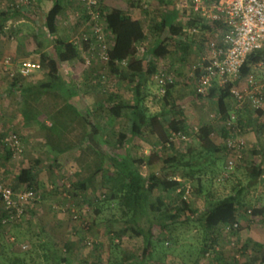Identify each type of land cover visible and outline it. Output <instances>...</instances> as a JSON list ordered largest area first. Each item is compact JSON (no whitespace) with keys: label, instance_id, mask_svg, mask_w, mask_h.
I'll list each match as a JSON object with an SVG mask.
<instances>
[{"label":"crops","instance_id":"crops-1","mask_svg":"<svg viewBox=\"0 0 264 264\" xmlns=\"http://www.w3.org/2000/svg\"><path fill=\"white\" fill-rule=\"evenodd\" d=\"M8 1L10 8L9 10H4L10 11L11 15L6 22L4 30L0 32V61L7 57L12 58L16 62L24 60L40 61L42 53L48 54L53 59H56L55 41L71 42L83 28L84 31L88 30V18L85 15L80 0H61L64 9L58 17V32L55 37L50 36L47 31L46 17L56 0H30L28 4H25L23 2L24 0ZM100 2L103 9L109 11L112 9L121 10L138 20L144 28L145 38L137 45L138 54L136 59L144 60L145 70L134 82L121 78L122 71L126 67L118 66V92H113L106 96L103 94V96L97 90L101 86L93 83L94 79L98 77L99 69L85 70L81 59L60 63L58 65V74L62 78L65 89L70 94V98L60 97L59 92H48V94L53 95L55 98V101L51 102L54 110L53 114L52 116L44 115L37 117L39 120L37 121L35 117H29L26 110L22 107V105H29L30 108L33 105L30 96L24 95L22 91L30 87H38L44 82L45 77L42 71L35 72L31 76L21 78L18 81H12L7 78L8 80L6 82L4 81V78H6L4 76L5 73L0 71V108H7L3 114L0 111V119L2 117L6 118V125L0 126V131L5 133L2 130L4 128L6 132L14 129L19 130L26 136L25 139L31 141L39 134L38 140L39 142H43L44 145H38L43 146L44 153L47 154L48 152L49 155L54 156L53 160L58 165L62 162H65V164L68 163L73 170L78 168L75 162H77L81 154L80 150L82 147H88L91 154L96 153L101 155L104 165L106 163L109 165V169H115L110 165L111 145L118 140L119 134H127L129 125L133 119V113L131 110L122 111V115L118 120L125 119L127 131L117 133L116 140L112 142L110 136L111 124L113 122L109 108L116 99L124 104H135L138 88L141 92L140 97L143 99V104L148 108L149 113L159 115L160 120L164 121L166 127L172 121L177 122L183 119L188 127L192 126L194 117H198L195 116V110L193 109L195 106L193 108L191 107L193 106L191 103L194 104L195 101L200 104L204 103L205 105H207L206 102L217 103L215 99H207L197 94L196 96H194L195 94L191 96L192 88L190 86L192 85L190 84L194 86L196 79L193 68L207 54L205 33L210 32L212 34V28L191 12L189 0H100ZM69 20L71 24L66 25ZM193 20H198V24L195 26L192 25ZM173 27L175 28L174 32L178 31L177 34L172 32ZM194 29H199L201 33L199 31L194 33ZM162 43L165 44L168 53L165 56L158 57L154 52ZM150 65L156 69V72L152 75L147 74V69ZM162 69L169 71L175 80L169 97H164L159 93L158 85L154 80L155 75ZM106 73L108 80H110L112 75H116L115 72H112L111 68ZM16 96H18L17 103L13 100ZM80 96L83 98L82 100H79ZM110 96H114L116 99L111 102L109 100ZM155 96L159 97L161 102L159 104L157 103L159 105V109L156 110L157 112L153 110L156 109V106L151 108L155 105V102H153ZM226 103L229 115L236 114L238 117L237 124L240 132L237 138L243 143V149L250 151L252 155L260 159L258 162V159L254 157V164H251L252 160L249 159V163L247 162L245 166L249 169L253 165L252 169H249L250 172L254 167H260L262 170V175L258 181L248 186V188H250L252 196L254 197L252 207L262 210L263 213L259 217L264 220V112H252L250 116H247V112H242L243 109L239 108L231 97L227 99ZM13 105L15 108L17 106L18 111H15V108L14 110L11 109ZM201 105L203 106V104ZM216 108L218 113L216 112L214 114V119L213 115H211L212 120L210 119L209 122L204 124V126H210L212 128V134L217 133L218 129L222 133L226 130L219 114L218 104ZM192 112H194V115H192ZM202 116L206 119V113L203 114V112L200 113L197 119L202 121ZM86 119L94 125L91 126V130L83 126ZM39 125L40 128H38ZM30 127H34L32 128L33 131H28ZM95 128L97 130L94 139L98 141L99 146L91 145L89 142L83 141L86 134L89 136L90 133H94ZM79 134L82 139L77 143L75 139ZM147 135L152 143H157L156 135H153L149 129L144 133L143 137H138L135 140L132 139L129 141V144H125L123 147L125 152L132 155L133 153L130 149L134 147V144L138 145V141L136 140L147 138ZM153 148L149 145L147 147L143 146L142 152L139 153L149 155ZM50 150L60 156L55 158L56 155L51 153L52 151ZM65 150L66 153L64 154L63 152ZM250 152L248 155H250ZM134 153L138 154V150L135 149ZM62 155H64L63 158H61ZM36 162H40L38 165L40 182V176L46 172V166L41 165L43 161L40 159L36 160ZM208 166L209 168L207 170L217 168L215 162L213 165ZM24 169L29 168L24 167ZM99 169L101 168L98 167ZM22 170L17 172L12 171L13 177L15 178L13 186H16L20 190L25 187L24 184H20L17 181V176ZM101 170L103 171L104 169L102 168ZM7 172L9 173L11 171L7 170ZM39 203L40 201L28 210V217L35 220L34 231H37V244H30V238L25 237L27 230L23 229L22 226L6 227L0 224V264H37L39 262L47 264V248L49 247L50 251L52 250L50 256H53V250H56V252L57 250L59 251L56 237H60L61 233L65 232V229L59 221L53 230L46 229V231L41 227L39 228V218L41 219L40 215L42 213V208H40ZM0 206L2 207L1 202ZM239 221L243 226L245 224L246 226L248 225L246 219L243 217V213H241ZM252 227V225L246 227L247 238H245L244 242L254 250L251 254V256H254L262 249L264 250V233L258 235ZM47 237H49L48 240ZM76 238L70 239L69 242L63 244V247L70 246V243L75 245L74 249L79 247L80 240ZM36 250H38V254L33 252ZM57 254L54 252L53 262L54 264H61L62 258L61 256H57ZM38 259L41 260L36 262Z\"/></svg>","mask_w":264,"mask_h":264},{"label":"trees","instance_id":"trees-1","mask_svg":"<svg viewBox=\"0 0 264 264\" xmlns=\"http://www.w3.org/2000/svg\"><path fill=\"white\" fill-rule=\"evenodd\" d=\"M98 2L102 19L113 41L112 49L109 51L111 70L117 74V62L127 61L128 65L126 69L122 71L120 77L134 82L145 70L144 60L136 59L138 54L137 45L145 38L144 28L142 24L132 16L118 9H112L110 11L105 10L100 0H98ZM63 9L64 6L61 0H56L47 14L46 28L52 37L57 35L58 17L62 14ZM84 11L86 10L84 9ZM10 15L11 13L8 10L0 11V32L4 30ZM198 20H193L194 22H192V25H197L202 19ZM174 31L175 28L173 27L172 32ZM174 33L177 34L178 31ZM55 46L56 59H53L45 53H42L40 56L41 71L45 77V81L38 87L24 89V91H22L24 95L30 96L34 93L39 94V92L42 91L59 92L60 96L66 99L70 98V94L66 91L62 78L58 74V65L60 63L80 59L81 50L73 41L58 40L55 41ZM167 53L168 50L164 43L160 44L154 52L158 57L165 56ZM260 59V54L251 55L243 66V74L247 75L251 73L252 70L250 65L257 63ZM155 72V67L150 65L147 69V74L152 75ZM18 80L19 79L13 81ZM172 86L173 84L167 85L164 97H169ZM229 87L230 86H227L224 89L215 87L206 97L207 99H215L217 101L219 114L223 122H226L230 116L226 103L227 99L230 97ZM140 96L141 92L138 88L136 91V102L133 105L124 104L114 96L109 97L111 102L116 99L109 108V113L113 118H120L124 110H131L133 113V119L129 125L127 134H119L118 140L111 145L115 154L110 156V160L116 172L114 171L113 174L109 173L107 175L104 173L103 175V187L107 188L109 192V195L105 194V201H116L118 199L123 201L120 205L121 216L111 221L127 223L129 229H132L134 234L143 240V252L140 261L137 262L131 258L130 260H126L123 264H162V256L157 257L158 252L155 248V244L157 243L158 245V243L162 244L163 242L154 240L155 227H159L162 233H173L174 228L179 224H185L186 222L191 223L193 220H195L193 222L198 224L201 232L205 235H212L209 238L205 236V242L202 243L201 255H206L209 249H215L217 247L218 240L221 239V234H223V232L226 233L227 228L230 232H233L232 234H236L239 229L234 226L239 223L241 213L245 214L252 209L250 208V204L243 199L246 187H240L235 194L226 196H217L215 193L211 192L208 188L209 186H206V182L208 181L211 183L212 179H205V176L207 171H210V173L212 172V175H216V169L207 170L209 168L208 165L214 164L212 155L220 151H223V156L226 155L224 152L225 147L220 148L214 144L212 128L210 126H203L200 128L199 133L196 134V139L201 149L199 152L200 154L196 153L195 150H187L181 153L176 152L175 144L170 140L172 134H191L185 120L183 119L177 122L172 121L166 127L164 121L160 120L159 115H152L149 113L148 108L144 106L143 99ZM28 111L29 109L26 113ZM84 124L93 125L87 119ZM149 129L157 138V143L154 145L149 156L136 158L131 154H127L125 157H122L118 153L125 144L129 143L132 139L135 140L138 137H143L144 133ZM96 130L97 128H95L94 133H90L89 136L85 133L86 137H84L83 141L89 142L91 145L94 144L95 146H99L100 144L98 141L94 139ZM222 134L224 140L229 138L230 134L228 129L224 130ZM4 137H6V135L0 136V138ZM158 146L161 149L160 152L156 150ZM0 149L5 150V158L2 157L3 160H8L13 157L10 148L4 146L1 142ZM169 149L174 152L173 156H166L165 152ZM201 152L204 153L201 154ZM227 155L229 157L230 153L227 152ZM57 157L58 156H55V158ZM224 158L225 157H223V159ZM39 164L40 162H36V167L23 169L17 176V181L25 185L24 189H32L36 192L40 191L38 174ZM140 165H145L148 168L149 174L147 176L142 173ZM179 169H186V182L185 178L182 181L177 178V170ZM169 171H172V173H168ZM96 172H101V169H97L95 173ZM261 175V168L254 167L249 174L251 180L249 186L257 182ZM190 178H193L197 183V187L195 188L194 186L195 190L193 186H190L188 183ZM188 186L191 188V194L196 193L205 199V209L200 213L191 206L189 196L186 197ZM86 187V182L80 184L78 182L72 185L73 190L78 189L84 191ZM12 188L16 191L20 190L16 188V186ZM155 189L160 192V196L156 199L153 198ZM164 197H168L171 201L168 202ZM98 213H101V209L97 210V214ZM251 213L254 217H259L263 212L261 209L253 208ZM5 215V211L3 210L0 218L1 225H3L2 220L5 218ZM126 232L127 230H121V233ZM74 247L75 245L70 243L66 251L71 252ZM64 261L65 259H62L61 263ZM249 261L251 263L264 264V250L262 249L254 256H251Z\"/></svg>","mask_w":264,"mask_h":264},{"label":"rangeland","instance_id":"rangeland-1","mask_svg":"<svg viewBox=\"0 0 264 264\" xmlns=\"http://www.w3.org/2000/svg\"><path fill=\"white\" fill-rule=\"evenodd\" d=\"M69 24H71L70 20L66 25ZM83 31L84 28L80 31V33ZM80 33H78L76 37H78ZM80 59L85 70L95 68L99 69L98 77H96L93 81L94 84L101 86L100 88L98 87L99 89H97L99 94H104L106 96L112 94L113 92H118L117 87L119 86V77L117 74L112 75L106 84L101 83V75L105 73V71L108 72L110 69L109 66L97 62H93L89 66L85 63V55L83 54L80 55ZM4 76L6 77L4 78L5 82L8 79L12 80L7 74H4ZM190 85L189 86L192 88L191 96L194 94V96H196V91L194 88L195 85ZM14 98V102L17 103L18 96ZM30 98L33 103L30 108L29 105H22L26 111L29 108V111L27 112L29 117H35V120L39 121L37 117L44 115L52 116L54 110L51 102L55 101L53 95L42 91L39 92V94H31ZM82 99L83 98L80 96L79 100ZM153 102H155V105H153L151 108L156 106V109L153 110L154 112H157L156 110L159 109V105H157V103H161L160 98L155 96ZM206 103L207 105L201 103L203 106L196 101L194 104L191 103V105H193L191 106L192 108L195 106L193 108L195 110V116H198L197 118H199L200 113L203 112V114L206 113V119L202 116L201 121L193 116L194 123H192V126L189 127L191 134L185 135L188 137V140H174L176 152L181 153L186 152L187 150H195L196 153H199L201 151L196 139V134L199 133L200 128H202L206 122L210 121L212 117L211 115H213L214 119V114L217 112V103ZM14 108L15 107L13 105L11 109L14 110ZM6 109V107L0 108V111H2L1 114L5 113ZM15 111H18L17 106ZM245 111L247 112V116H250L252 113L249 110H242V112ZM192 113V115H194V112ZM112 122L113 124H111L110 140L114 142L116 140L117 133L127 131V124L125 119L118 120L113 117ZM36 123L38 124V122ZM2 125H6V118L2 117L0 119V126ZM83 126L85 128H90L91 130L90 125L84 124ZM32 128L34 127H30V130L28 131H33ZM38 128H40V125ZM2 130L5 131V133L0 131V136L17 134L21 138L23 153L21 156H19V158L12 157V159L10 158L8 160H3V158H5V150L0 149V183L14 187L13 183L15 182V178L13 177L12 171L17 172L21 169H24V167L34 168L36 167L35 162L38 159L43 161L41 165L46 166V172L42 173L40 176V191H38L41 197L39 204L40 208H42V213L40 215L41 219L39 218V228L41 227L43 230H53L55 226H57L58 221L61 222L65 232L67 233L62 232L65 234L61 233V236L59 235L60 237H56L59 247L57 248L59 251L57 250L56 252V250H53L55 253H60L59 255L57 254V256H61L62 259H65V261L61 264H123L126 262V260H130L131 258H133L134 261H140L143 252V240L137 237L132 229H129V225H127V223L111 221L121 216L120 205L123 203V201H120L119 199L116 201H105V194L109 195V192L107 188L103 187V175L104 173L106 175L109 173L113 174L115 169H109V165L106 163L104 165L101 155L96 153L91 154V152L88 150V147H82L80 150L81 154L79 155L77 162H75L77 163L78 168L73 170L70 165H68V163L65 164V162H62L60 165H58L56 161L53 160L54 156L49 155L48 152L47 154L44 153V149H42L43 146L38 145H44L43 142H39L38 140L39 134L35 136L33 141H31L25 139L26 136L19 130L14 129L7 132L5 128ZM146 137L147 138L140 140L137 139L136 141H138V145L134 144V147L130 149L132 150V155L134 157L142 158L143 156H149L143 155V153L140 154L142 152L143 146L147 147L149 145L154 147L156 143H152L148 135ZM212 138L216 146H219L220 148L225 147L224 152L227 155V140L223 139L222 131L218 129L217 133L215 132L212 134ZM80 139H82V137L79 134L76 136L75 141L79 143ZM157 148L156 150L160 152L161 149L159 146ZM135 149L138 150V154L134 153ZM249 152L250 151L243 149L241 157L237 159V163L233 170L227 169L226 162L228 160V155L223 156V151L213 154L212 160H214L217 166V172L216 175H212V172L210 173V171H207L205 179H212L211 183L208 181L206 182V186H209L208 188L210 191L215 193L217 196L235 194L240 189V187H246V190L243 194V199L245 202L250 204V208H253L252 202L254 197L252 196L250 188H248L249 184L251 183L249 169H252L253 165H251V168L248 169L245 164H247V162L249 163V159L252 160L251 164H254L255 162L253 160L255 156L252 155L251 152L250 155H248ZM51 153H53V151ZM63 153L65 154L66 150ZM110 153V156H112L115 154V151L110 149ZM203 153L204 152H201V154ZM119 154L122 157L127 155L124 148L119 151ZM165 154L166 156H173L174 152L169 149L165 152ZM56 156L59 157L60 155L57 154ZM63 157L64 155L61 156V158ZM223 157L225 158L223 159ZM255 158H257L259 162L260 159L258 157ZM110 165H112V162ZM140 166L142 173L147 176L149 174L147 167L145 165ZM98 167L101 169L103 168L104 170L95 173ZM7 170L11 172L8 173ZM168 173L171 174L172 171H169ZM177 178L180 181L184 180L185 178L186 182V169L177 170ZM78 182L79 184L86 182L87 187L84 191L72 189V185ZM188 183L190 186L192 185L193 188L194 186L195 188L197 187V183L193 178H190ZM190 186H188V188H190ZM159 196L160 192L155 189L153 192V198L156 199ZM164 199L168 202L171 201L168 197H164ZM189 200L191 206L197 212L200 213L205 209L204 197L196 193H190ZM100 209L101 213L97 214V210ZM2 211L3 209L0 206V214ZM250 211H252V209ZM28 215L29 214L27 212L26 216L19 224L12 226H22L23 229L27 230L25 237L30 238V244L35 245L38 243L36 234L37 231H34L35 220L29 218ZM59 216H61L60 219ZM74 216H77V219H75ZM243 217L246 219L248 227L251 225L253 226L252 229L256 231L255 233L258 235L264 233V220L262 218L254 217L252 213H249L248 211L243 214ZM193 221L191 223L186 222L185 224H179L174 228L173 233H162L159 227H155V237H153L154 240L163 242L162 244H155V248L158 252L157 257L162 256V264H258L251 263L249 261V258L251 257V254L254 250L250 245H247V243L244 242L245 238H247L246 224L243 226L239 221V231L236 232V234H232L233 232L230 231H226V233L223 232V234H221V232V239L218 240L217 247L215 249H209V252L206 255H201L202 243L205 242V236L209 238L212 235H205L200 231L198 224ZM121 230H127V232L121 233ZM72 233L74 234L72 235ZM76 237L80 240L79 247L73 249L71 252L66 251L67 246L63 247V244H66L70 239ZM48 238L49 237H47V240ZM33 252L38 254V250ZM51 252L52 250L50 251L48 247L46 250V254L48 256L47 264H53L54 256H50ZM39 260L41 259H38V261L36 260V262H39ZM37 264L43 263L39 262Z\"/></svg>","mask_w":264,"mask_h":264},{"label":"built area","instance_id":"built-area-1","mask_svg":"<svg viewBox=\"0 0 264 264\" xmlns=\"http://www.w3.org/2000/svg\"><path fill=\"white\" fill-rule=\"evenodd\" d=\"M25 4L30 0H24ZM86 10L88 30L75 37L73 43L80 47L85 55V63L97 62L110 67L109 51L113 41L99 10L98 0H80ZM12 7V5H11ZM191 12L212 28L206 34L207 54L193 71L196 74L195 89L200 97H207L210 91L218 87H229L230 97L241 109L251 112H264V0H189ZM10 8L8 0H0V11ZM199 29H194L197 33ZM199 33H201L199 31ZM261 55V59L251 64V73L244 75L243 66L251 55ZM117 66L127 67V61L117 62ZM111 68V67H110ZM0 71L12 80L27 78L41 71L38 60L16 62L10 57L0 61ZM162 96L167 85L174 84L173 75L160 70L154 78ZM108 82L105 71L101 83ZM238 117L232 114L224 122L229 130L226 148L230 153L226 162L227 169L233 170L237 159L241 157L243 143L239 140ZM188 140L184 134H172L171 139ZM4 146L10 148L14 158L23 153V145L18 135L10 134L0 138ZM190 195L187 187L186 197ZM0 201L5 211L2 220L4 226L19 224L26 216L30 206L40 201V194L34 190H14L0 183ZM251 213V211H249ZM77 219V216H74ZM238 228L239 225L234 226ZM226 231H229L227 228ZM25 248V247H24Z\"/></svg>","mask_w":264,"mask_h":264}]
</instances>
